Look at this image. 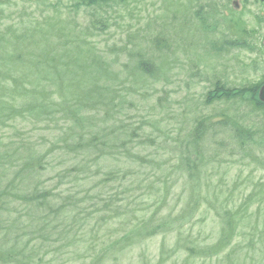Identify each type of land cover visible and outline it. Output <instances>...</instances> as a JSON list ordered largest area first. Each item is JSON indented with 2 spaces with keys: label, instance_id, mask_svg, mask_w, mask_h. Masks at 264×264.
<instances>
[{
  "label": "rangeland",
  "instance_id": "374dc122",
  "mask_svg": "<svg viewBox=\"0 0 264 264\" xmlns=\"http://www.w3.org/2000/svg\"><path fill=\"white\" fill-rule=\"evenodd\" d=\"M240 11L226 0H0V156L16 147L23 160L48 151L61 135L76 140L99 128L119 130L120 122L127 132L136 130L133 135L152 137L128 146L161 161L144 162L145 188L154 183L150 191L136 192L147 206L136 215L150 218L168 192L154 222L167 219L172 229L152 238L135 233L136 242L146 239L119 254L111 250L104 264H264V234L255 238V249L243 247L247 230L256 224L264 229V107L256 100L264 83V25L253 8ZM144 59L158 66L155 75L138 70ZM218 82L230 90L247 88L246 93L219 98L211 94ZM97 87L112 104L85 105L96 100ZM63 105L71 107L72 130L63 127L66 119L58 113L57 119L43 118L46 107L55 111ZM226 114L235 125L222 130L219 121ZM202 119L213 127L201 146L190 149L198 165L190 177L177 167L178 152L170 148L189 140ZM247 129L253 139L242 135ZM98 162L107 171L129 160L115 154ZM51 176L49 171L44 179ZM236 209L247 210L251 220L240 226L234 247L220 260L188 256L182 247L187 233L206 248L219 241L223 219ZM132 213L128 207L123 217L131 228L111 216L101 238L137 228ZM78 247L80 253L77 247L70 254L65 250L58 264H86L84 243Z\"/></svg>",
  "mask_w": 264,
  "mask_h": 264
},
{
  "label": "trees",
  "instance_id": "16d2710c",
  "mask_svg": "<svg viewBox=\"0 0 264 264\" xmlns=\"http://www.w3.org/2000/svg\"><path fill=\"white\" fill-rule=\"evenodd\" d=\"M137 66L138 70L149 75H155L158 71L156 70L158 66L148 59L142 60ZM230 89L225 87L224 83L218 82L211 94H219L221 96L219 98L229 99L235 93L244 95L246 93L244 90L247 88ZM105 91L101 87L97 92L96 100H90L85 105H90L92 102L96 106L104 102L107 103L105 106L112 104V99L103 95ZM256 100L257 107H264L259 99ZM24 107H16V110L22 111ZM26 109H33V106L29 105ZM57 113L66 119L63 127L66 125L67 130H72L71 107L63 105L55 108L54 111L48 106L42 115L44 119L50 121L53 118L57 119ZM73 117L78 123L82 120L76 113ZM224 118L225 120L219 121L222 130L230 128L231 124L235 125L229 115L226 114ZM212 127L202 119L193 129L189 140L185 141L182 138L179 144L171 146L170 149L178 152V168L192 175L196 173L198 165L194 163L196 159L190 157V149L193 145L201 146L205 133L212 130ZM55 128L61 129V125H56ZM115 128L113 126L99 128L88 137L81 134L76 140L72 138L69 140L61 135L59 142L53 144L48 151L30 153L23 160L18 158L19 151L16 147L11 153L4 152L0 156L1 166L8 162L11 164L8 165L9 167L0 168V264H58L67 252L70 254L71 248L77 247L74 252L80 253L77 251L80 242L84 243L86 264H104L111 250L118 251L119 254L146 239L136 242L132 238L135 233H145L148 238H152L172 229L167 219H162L159 223L154 222L159 212H162L161 208L167 202V197H170L168 192L161 200L156 201V205L153 206L155 211L153 208L150 218L136 215L137 212L147 211L144 200H137L136 192L143 189L150 191L154 183L151 182L149 188H145L144 181L147 175L145 176L142 169L145 166L144 162L160 164L161 161L147 158L146 154H141L139 150L134 153L128 146L132 142L135 143L134 140L137 138L140 141L138 146H142L152 137L141 136L140 133L133 135L132 132L136 130L127 132L122 122L119 130ZM244 133L241 134L245 135L247 140L253 139L251 131L247 129ZM115 154L126 155L129 160L128 165L123 168L118 164L113 169L103 170L98 161ZM70 155H73V159L68 162ZM52 162H57V167ZM49 171L53 176L44 179ZM190 173L189 176L192 177ZM124 182H128L127 186ZM128 207L132 208V214L137 219L134 223L137 228L125 231L118 238L108 240L101 238V232L110 223L106 221L111 216L117 220L123 218ZM188 209H182L181 214L185 215ZM234 211L229 210V217L223 219L222 236L219 241L206 248L198 247V240L190 232L187 233L190 239L182 247L188 251V256L192 253L191 257L220 260L225 249L234 247L235 238L240 236V226L251 220L247 210ZM123 220L124 225L131 224L129 220L126 221L124 218ZM192 221V217L188 218L187 224ZM181 225L179 232L185 227L182 223ZM129 227L131 228V225ZM247 233L250 238L243 243V247L253 250L257 247L255 238L263 239L264 229L260 230L256 224L247 230ZM51 254L52 256L49 257ZM226 256L230 258L231 254L228 253ZM115 261L118 263V258L115 257Z\"/></svg>",
  "mask_w": 264,
  "mask_h": 264
},
{
  "label": "flooded vegetation",
  "instance_id": "af4514ba",
  "mask_svg": "<svg viewBox=\"0 0 264 264\" xmlns=\"http://www.w3.org/2000/svg\"><path fill=\"white\" fill-rule=\"evenodd\" d=\"M230 1L237 12H242L243 7L253 8V16L264 25V0H226L230 5Z\"/></svg>",
  "mask_w": 264,
  "mask_h": 264
},
{
  "label": "water",
  "instance_id": "95a60500",
  "mask_svg": "<svg viewBox=\"0 0 264 264\" xmlns=\"http://www.w3.org/2000/svg\"><path fill=\"white\" fill-rule=\"evenodd\" d=\"M258 99H260V101L264 103V85L261 87V90L258 94Z\"/></svg>",
  "mask_w": 264,
  "mask_h": 264
}]
</instances>
